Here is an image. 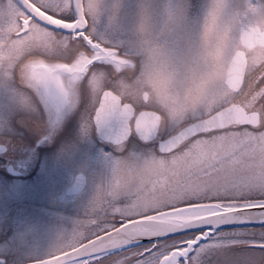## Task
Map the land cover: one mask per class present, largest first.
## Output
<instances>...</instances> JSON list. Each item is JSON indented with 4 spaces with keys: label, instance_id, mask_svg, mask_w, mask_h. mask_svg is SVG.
Segmentation results:
<instances>
[{
    "label": "snow or ice",
    "instance_id": "obj_1",
    "mask_svg": "<svg viewBox=\"0 0 264 264\" xmlns=\"http://www.w3.org/2000/svg\"><path fill=\"white\" fill-rule=\"evenodd\" d=\"M69 118L102 179L32 264H264V0H0V128Z\"/></svg>",
    "mask_w": 264,
    "mask_h": 264
},
{
    "label": "rangeland",
    "instance_id": "obj_2",
    "mask_svg": "<svg viewBox=\"0 0 264 264\" xmlns=\"http://www.w3.org/2000/svg\"><path fill=\"white\" fill-rule=\"evenodd\" d=\"M11 135V140L7 137ZM37 133L19 129L10 134L0 128V143L7 151L0 156V264H23L45 256L62 232L70 231L81 218L104 171L103 154L95 140L83 137L74 118L67 119L49 138L53 148L45 154L31 150ZM31 159L33 169L14 177L6 173L10 162ZM16 164V163H15ZM37 167L35 171L34 168ZM77 172L85 175V184L67 207L55 190L65 189Z\"/></svg>",
    "mask_w": 264,
    "mask_h": 264
},
{
    "label": "flooded vegetation",
    "instance_id": "obj_3",
    "mask_svg": "<svg viewBox=\"0 0 264 264\" xmlns=\"http://www.w3.org/2000/svg\"><path fill=\"white\" fill-rule=\"evenodd\" d=\"M48 144L49 143H47L45 141V139H43L41 141H36L35 142V146H32L31 147L30 152L32 151L33 153H35L37 155L45 154L46 152L43 151L45 148H50V149L53 148L52 146L51 147L50 146H46V147L43 146V145H48ZM2 155L3 154H0L1 157H2ZM31 159H35V158L34 157H25V158L22 159V161L20 160L18 162H15L16 164L13 163V162L7 161V162H9L7 165H12L15 170H18L19 171L16 174V176H14V177L21 176L25 171H29V170L31 171L33 169L32 163L30 162ZM4 161H6V160L4 159ZM34 170L36 171L37 170V167H35ZM82 189H81V191H82ZM66 190H67V187L65 189H62L61 188V190H59V191L58 190H55V192H57L55 196L59 198V201L62 204H64L65 206L69 207V206L72 205V201L74 200V198L76 196H78L81 191L79 193L75 194V195L74 194L73 195H68L66 193Z\"/></svg>",
    "mask_w": 264,
    "mask_h": 264
},
{
    "label": "water",
    "instance_id": "obj_4",
    "mask_svg": "<svg viewBox=\"0 0 264 264\" xmlns=\"http://www.w3.org/2000/svg\"><path fill=\"white\" fill-rule=\"evenodd\" d=\"M5 149H6V147H5V145H4V148H3V150H0V153L4 152ZM7 170H8V172H10V173H12V174H16V173H18V172H16V171H13V170L11 169V166H9V167L7 168ZM83 182H84L83 175H82V174H77L76 177H75V179H74V181H73V183H72V185L68 188L67 193H68V194H72V193H76V192H78V191L82 188V186H83ZM33 261H34V260H33ZM24 264H32V261L26 262V263H24Z\"/></svg>",
    "mask_w": 264,
    "mask_h": 264
}]
</instances>
